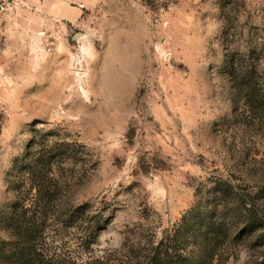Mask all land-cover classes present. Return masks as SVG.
<instances>
[{
  "label": "rangeland",
  "instance_id": "1",
  "mask_svg": "<svg viewBox=\"0 0 264 264\" xmlns=\"http://www.w3.org/2000/svg\"><path fill=\"white\" fill-rule=\"evenodd\" d=\"M28 23L0 45V208L32 146L60 153L48 260L150 264L162 239L195 258L206 219L230 233L210 264H264V114L228 69L264 90V0H107Z\"/></svg>",
  "mask_w": 264,
  "mask_h": 264
},
{
  "label": "trees",
  "instance_id": "2",
  "mask_svg": "<svg viewBox=\"0 0 264 264\" xmlns=\"http://www.w3.org/2000/svg\"><path fill=\"white\" fill-rule=\"evenodd\" d=\"M228 69L236 97L248 101L253 112L264 114V90L258 86V82H254L255 72L241 71L234 63H230ZM59 156L60 153L53 152L51 147L37 150L32 146L15 163L8 187L14 192L15 199L8 208H0V264H52L40 241L45 239L56 198L54 167ZM251 220L254 222L256 219L252 217ZM220 223L224 222L206 219L201 222L200 228L206 231L201 234L203 241L199 245L201 253L198 257L187 258L183 252L178 253L176 247L168 244L170 239H162L151 251L150 264L214 262L223 244L221 235L227 238L230 234L228 229L224 231ZM239 236L234 235L233 241Z\"/></svg>",
  "mask_w": 264,
  "mask_h": 264
},
{
  "label": "crops",
  "instance_id": "3",
  "mask_svg": "<svg viewBox=\"0 0 264 264\" xmlns=\"http://www.w3.org/2000/svg\"><path fill=\"white\" fill-rule=\"evenodd\" d=\"M2 0H0L1 2ZM107 0H15L17 11L16 12H0V45L4 52L10 51V44L12 40L16 41V36L23 37V31L27 21L33 20L40 22V26L44 24L46 27L55 20H77L82 12L86 9H93L96 6L105 3ZM6 3V2H4ZM28 10H26V6ZM42 9L43 13L37 15L32 13L30 7L38 6ZM25 6V7H24ZM14 30L10 33L9 30ZM14 37V38H13ZM20 40L18 41L20 44ZM8 47V49H6ZM2 65L0 64V67Z\"/></svg>",
  "mask_w": 264,
  "mask_h": 264
},
{
  "label": "built area",
  "instance_id": "4",
  "mask_svg": "<svg viewBox=\"0 0 264 264\" xmlns=\"http://www.w3.org/2000/svg\"><path fill=\"white\" fill-rule=\"evenodd\" d=\"M6 4L4 2H0V12L6 10ZM50 36H52V33H50ZM49 50H52L51 47L48 48Z\"/></svg>",
  "mask_w": 264,
  "mask_h": 264
}]
</instances>
